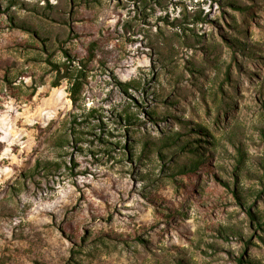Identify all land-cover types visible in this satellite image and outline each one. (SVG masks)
Here are the masks:
<instances>
[{
  "label": "rangeland",
  "instance_id": "374dc122",
  "mask_svg": "<svg viewBox=\"0 0 264 264\" xmlns=\"http://www.w3.org/2000/svg\"><path fill=\"white\" fill-rule=\"evenodd\" d=\"M180 262L264 264V0H0V264Z\"/></svg>",
  "mask_w": 264,
  "mask_h": 264
},
{
  "label": "trees",
  "instance_id": "16d2710c",
  "mask_svg": "<svg viewBox=\"0 0 264 264\" xmlns=\"http://www.w3.org/2000/svg\"><path fill=\"white\" fill-rule=\"evenodd\" d=\"M198 19H202V17H200V15H198L197 20ZM95 48H96V44L92 43L88 47V50H87L89 57L87 56L85 58H80L81 64L83 66H85L87 64V60L93 56ZM61 67L63 68V72H60L59 66L56 67V68H58V74H57V78L53 81V85H57L60 78L67 77L70 80H73L74 82L71 86V92H72V98L74 100H76L77 95H78L79 90H80V87H81V84H82V81L80 78L84 75V72L81 68H77L74 71V69H72L70 67L69 63H65V62L61 63ZM133 84H134L133 82H126L124 84L126 86L125 89H127L129 86H133ZM125 118L128 122H133L132 119L134 118V116L131 112H129L126 114ZM167 139L168 140L164 141L163 143L178 144L179 136L178 135H169L167 137ZM186 146L189 148L187 149ZM181 148H182V150H187L188 152H190L192 154V156H194V159L189 163V165H187V164L182 165L180 167L179 171H183L185 173L190 174V173L195 172L197 169H199V167L204 169V166L208 165V161H207L208 160V153H206L204 151H200L198 149V145H189L185 141L184 143L181 144ZM235 193L238 194L237 191H235ZM180 264H182V263L180 262Z\"/></svg>",
  "mask_w": 264,
  "mask_h": 264
}]
</instances>
